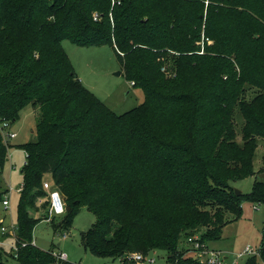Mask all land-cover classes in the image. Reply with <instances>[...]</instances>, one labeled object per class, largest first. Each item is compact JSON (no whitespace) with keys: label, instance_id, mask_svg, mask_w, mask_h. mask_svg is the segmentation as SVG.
<instances>
[{"label":"trees","instance_id":"1","mask_svg":"<svg viewBox=\"0 0 264 264\" xmlns=\"http://www.w3.org/2000/svg\"><path fill=\"white\" fill-rule=\"evenodd\" d=\"M65 38L112 46L143 102L115 113L75 72ZM245 85L259 90L250 100L240 99ZM29 104L41 117L37 139L21 145L29 156L18 242H31L49 218V180L66 203L62 221L51 219L56 233L71 229L83 206L96 215L81 231L90 253L130 264L131 253L163 250L167 264H207L185 255L183 237L206 228L207 244L229 214H242L243 200L264 202L262 181L250 193L232 185L257 173L264 138V0H0V121L13 124ZM7 160L0 131V166ZM259 246L264 262V227ZM53 252L27 245L15 258L0 247V264H9L3 253L15 264H77Z\"/></svg>","mask_w":264,"mask_h":264},{"label":"rangeland","instance_id":"2","mask_svg":"<svg viewBox=\"0 0 264 264\" xmlns=\"http://www.w3.org/2000/svg\"><path fill=\"white\" fill-rule=\"evenodd\" d=\"M208 43L213 44L214 41L209 40ZM62 45L70 55L75 72L82 82L115 113L123 114L143 102V90L136 87L127 78L124 67L112 46L107 44L79 46L67 38L62 40ZM201 52L204 53L203 40L201 42ZM244 89L245 91L240 95V99L250 100L255 96L256 91H259L247 85H245ZM235 114L237 142L243 145L242 128L245 120L238 108H236ZM40 117L39 106L29 104L21 111L20 118L12 124V131L17 132L18 136L11 141L10 152L17 168L11 171V161L9 159L3 167L0 166V192L7 190L9 184L13 187V190L8 194L11 200V207L8 211L4 209L3 203L0 201V224L4 221L3 224L7 227L18 223V207L21 196L17 188L23 184L24 177L21 171L27 160L26 150L21 145L31 141L34 142L37 139V125ZM263 159L264 138L259 137L254 157V167L257 173L232 181V185L244 193H250L256 180L264 183V172H260L264 167ZM40 204L41 202H39ZM242 207L240 216L229 214V220L223 227L220 238L210 240L207 243L210 249L221 250L230 255L228 263L232 261L234 255L238 254L246 246H252L256 249L263 240L264 202L256 203L245 199L242 201ZM36 215H39V213H36ZM61 216L52 217V219L57 218L55 223H60L63 218ZM53 221L51 219H43L34 228L33 239L39 248L66 252L69 258L68 261L77 264H123L118 259L96 256L83 246L81 231L90 228L96 221V215L89 211L86 206L81 208L75 217L73 226L67 232L62 233L60 231L61 233H56ZM205 229L202 228L198 234L204 232ZM181 246H187L186 238L184 237L181 240ZM5 249L9 251V247L6 246ZM8 251L7 253H9ZM151 254L156 258L154 264H167L165 251L157 250ZM255 256L258 261L257 264H264L260 255ZM250 257L247 255L234 264H245ZM2 258L9 264H15L14 258L9 256V254L3 253ZM57 260L60 259L57 258Z\"/></svg>","mask_w":264,"mask_h":264},{"label":"built area","instance_id":"3","mask_svg":"<svg viewBox=\"0 0 264 264\" xmlns=\"http://www.w3.org/2000/svg\"><path fill=\"white\" fill-rule=\"evenodd\" d=\"M134 84V82H133ZM0 131L3 135L4 142L8 146V159L11 161V170L16 169V164L13 162L12 154L10 152V143L11 141L18 136L17 132L12 131V124L10 121L3 120L0 121ZM28 152L26 151V163L28 161ZM43 188L46 191L45 200L48 201V207L44 209L43 211L45 213H48L49 218L52 219L54 216L62 215L66 211V203L65 199L63 197V194L61 193L60 189L53 185V183L49 180H45L43 183ZM18 190L21 191L22 187H18ZM13 190V187L11 184L8 185L7 192L4 195L3 198V206L6 211L9 210L11 207V200L8 194L10 191ZM17 225H12L11 227H7L3 224V222L0 225V247L4 248L7 246L9 247V253L13 257H18V252L20 248L25 247L27 245H36L34 239L31 242L26 241H17ZM5 233H9L10 236L3 239L2 236ZM9 239H12L13 241L8 242ZM188 252L185 254L186 256H194L197 259H199L202 263L207 264H234L235 262H238L240 259H243L245 256H254V255H260V246L258 248H254L252 246H246L242 251H240L238 254L234 255V258L230 263H228V260L230 259V255L226 254L224 251L221 250H215L210 249L208 247V244L201 241V238L199 234L194 233L187 237L186 239ZM54 256H56L60 260H68V255L66 252H53ZM153 254L145 255L140 252L131 253L129 257L127 258L128 261L131 262V264H154L156 262V258L152 256ZM125 264V262H123Z\"/></svg>","mask_w":264,"mask_h":264},{"label":"crops","instance_id":"4","mask_svg":"<svg viewBox=\"0 0 264 264\" xmlns=\"http://www.w3.org/2000/svg\"><path fill=\"white\" fill-rule=\"evenodd\" d=\"M12 159H13V155H12ZM14 162V161H13ZM17 168V167H16ZM15 170V169H14ZM11 171H13V170H11ZM22 172V171H21ZM49 178V176L48 175H46V179H48ZM20 191V190H19ZM2 222H4V221H2ZM9 241L11 242V241H13L12 239H9ZM59 245H60V243H59ZM7 251V250H6ZM68 255V254H67ZM69 259V258H68ZM131 264V263H130Z\"/></svg>","mask_w":264,"mask_h":264},{"label":"water","instance_id":"5","mask_svg":"<svg viewBox=\"0 0 264 264\" xmlns=\"http://www.w3.org/2000/svg\"><path fill=\"white\" fill-rule=\"evenodd\" d=\"M241 192H242L241 190L236 189V193H237V194H241ZM193 234H194V233H192V235H193Z\"/></svg>","mask_w":264,"mask_h":264}]
</instances>
